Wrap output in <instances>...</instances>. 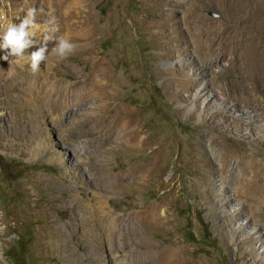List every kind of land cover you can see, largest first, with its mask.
Returning <instances> with one entry per match:
<instances>
[{"label": "rangeland", "instance_id": "374dc122", "mask_svg": "<svg viewBox=\"0 0 264 264\" xmlns=\"http://www.w3.org/2000/svg\"><path fill=\"white\" fill-rule=\"evenodd\" d=\"M26 1L0 0V25ZM228 4L33 0L38 24L59 25L54 36L84 38L67 59L48 56L53 67L42 62L37 77L30 64L24 82L0 77V254L9 264H264V96L237 75L232 52L201 59L220 52L215 29L242 12ZM258 31L243 49L264 50ZM45 73L71 83L67 107L55 88L44 96ZM249 179L258 198L243 190Z\"/></svg>", "mask_w": 264, "mask_h": 264}, {"label": "bare ground", "instance_id": "6f19581e", "mask_svg": "<svg viewBox=\"0 0 264 264\" xmlns=\"http://www.w3.org/2000/svg\"><path fill=\"white\" fill-rule=\"evenodd\" d=\"M232 1H234V5L228 4L227 6H230V8L228 7V9L232 10V9L236 8V10H238V11L240 10L242 12H239V14L236 13L238 15L235 16V18H234V14L232 16L229 15L230 18L226 19L222 23L220 22L221 25L218 26L214 32L216 35V42L215 43H217V45L219 46L220 52L217 53L216 51L209 50L208 53H206V54L201 53V59L203 61V58H208V59H210L209 64H214V63H217L218 61H221L222 59L223 60L227 59L228 53L232 52L231 54H232V56H234L233 58L235 59V63H236L234 66H235V70L238 73L237 75L242 76V78L246 76L251 81L253 87H256L258 89V91L264 96V52H263L264 50L263 51L259 50V48H258L259 46L258 47L256 46V48H254V49H252V47H251V49H249L248 46H246L248 49H243L241 47L242 44L244 42H246L245 40L250 39L249 34H252L251 32L254 30H259L258 31L259 38L263 39V42H264V0H248L247 5L248 4L249 5L247 7H243L242 4L244 1H242V0H239V1L237 0L238 2H236V0H232ZM32 3H33V0H27L26 3H24L23 7L21 8L20 13H18L17 17L12 19L11 22L18 24L20 22V20H22L26 16L27 11L29 9H32L30 6ZM6 25L4 24V25H0V26H6ZM71 37L74 40L79 39V38H84V37H80L78 35L77 36L73 35ZM33 39L36 40L37 42L32 47L25 50L26 55L30 56V54L32 52L36 51L39 47L43 46L42 40H40V39L37 40L36 37ZM251 41H253V40H251ZM252 44H251V46H252ZM240 49H242V50H240ZM83 50H84V52H87V51H89V47H83ZM239 50L242 53L241 54L242 64H240V63L237 64V58H238L237 52ZM2 57H3V55H2L1 50H0V65L4 63V71H5L4 74L0 72L1 78H5V80L8 81L10 84L13 82H24L25 79L28 80L30 78L29 75H26V73H25L26 65L30 64V59L28 57H27L28 60L23 59L19 63L13 62L12 64L9 63V60L15 61V57H9V60H4V59H2ZM53 58L55 60L56 56L53 55ZM206 63H208V62H206ZM41 64H43V63L41 62ZM46 66H47V71H49L53 67L52 63L51 62L49 63L48 61L46 62ZM243 67L245 68V70L242 69ZM10 68H11L12 72L14 73V75H12V76H9V73H8ZM40 71L41 70H39L35 73H30V76L31 77H33V76L37 77L41 74ZM96 73H98L97 75L99 77H104V76L108 75V70H106V68L105 69H98L93 74L95 75ZM42 76L44 77L43 78V84H45L44 87L46 88L43 92L44 96L49 98V99H53L51 91L55 88V90L57 91V95L59 96L57 100H59V98H60V102L58 104L59 108L67 107L68 103L63 102V100H61V96H63L64 91L69 86H71V83H69V82L66 83L63 81H60V82L54 81L53 82L54 78H53L51 73H49V74L45 73ZM90 77L91 76L85 78L84 80H89ZM94 80H95V78H94ZM94 85H95L94 88H96L100 94H103V95L105 94L104 95L105 97L107 95H110V92H109V94L107 92V88H109V85H110L109 82L102 83L100 79H96L94 82ZM239 85L241 87H243L245 84L241 83ZM27 88H28V86L24 87V89H25V90H23L24 94L27 93ZM220 90L222 93H224V91H225L221 87H220ZM88 93H89V91H86L85 93L82 92L80 94L81 95V98H80L81 102H77L75 104L77 106H79V105L83 106L85 103V100L83 98H86ZM244 94L249 95L246 91L244 92ZM257 97H258L257 94H255L252 96V99H249V101L251 102V100H253V102L258 104L260 102H259V99L257 100ZM110 99H111V96H110ZM263 104H264V101H263ZM88 115L89 114H87V116ZM90 115H92V112L90 113ZM126 132L127 131H125V133ZM126 134H128V133H126ZM65 136H66L65 134L60 135V137L63 138L64 142L66 143V137ZM105 139H106V137H105ZM114 139H115L114 135H112V134L109 135L107 138L108 141H113ZM79 157H80V159H82L81 155ZM253 163H251V165H253ZM258 177L256 176L255 178H258ZM247 181L248 182H247L246 186H244L245 189H243V190L245 192H248V190H249L251 192L250 194L253 195L252 197L258 198V195H260V193H257L258 182L256 180H251V179H249ZM235 188H236V191L238 193H240L242 191V188L240 189L238 186H235ZM112 212L113 211L108 209V211L105 214L106 218H107L106 220H108L109 224L114 223V216L112 215L113 214Z\"/></svg>", "mask_w": 264, "mask_h": 264}, {"label": "clouds", "instance_id": "9594fccd", "mask_svg": "<svg viewBox=\"0 0 264 264\" xmlns=\"http://www.w3.org/2000/svg\"><path fill=\"white\" fill-rule=\"evenodd\" d=\"M42 27L47 33L43 37V46L32 52L30 56L26 55L25 50L37 42L33 38L36 37V33ZM57 31H59V25H56L54 20H50L45 26H42L36 21V9H29L26 16L18 24L9 22L6 26H0V50H10L6 51L2 59L9 60V57H15V61L9 60V63L12 64L13 62L19 63L28 57L33 73L40 70L41 62H46L49 55H55L60 60L67 59L74 53L77 44L73 42L68 33L59 37L52 34ZM53 40L56 41L55 46L49 51L47 42ZM8 73L9 76L14 75L11 68ZM0 264H9V261L2 254H0Z\"/></svg>", "mask_w": 264, "mask_h": 264}]
</instances>
